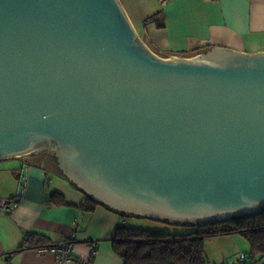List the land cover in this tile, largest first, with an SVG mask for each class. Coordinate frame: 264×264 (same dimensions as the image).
<instances>
[{
    "label": "water",
    "instance_id": "obj_1",
    "mask_svg": "<svg viewBox=\"0 0 264 264\" xmlns=\"http://www.w3.org/2000/svg\"><path fill=\"white\" fill-rule=\"evenodd\" d=\"M53 150L84 196L208 225L264 213V53L160 57L119 0H0V160Z\"/></svg>",
    "mask_w": 264,
    "mask_h": 264
},
{
    "label": "crops",
    "instance_id": "obj_2",
    "mask_svg": "<svg viewBox=\"0 0 264 264\" xmlns=\"http://www.w3.org/2000/svg\"><path fill=\"white\" fill-rule=\"evenodd\" d=\"M119 1L140 41L162 58L197 57L212 49L264 53V0ZM87 199L31 155L0 160V204H17L0 210V264H124L112 244L122 219L101 205L84 211ZM30 233L49 240L39 248L71 242V261L23 249Z\"/></svg>",
    "mask_w": 264,
    "mask_h": 264
},
{
    "label": "trees",
    "instance_id": "obj_3",
    "mask_svg": "<svg viewBox=\"0 0 264 264\" xmlns=\"http://www.w3.org/2000/svg\"><path fill=\"white\" fill-rule=\"evenodd\" d=\"M159 15L161 13L156 16ZM98 205L101 204L88 198L81 208L93 212ZM101 206L118 214L122 219L112 244L124 264H209L208 251H206V243L209 239L233 235H240L250 243L251 250L245 254V264H259L264 259V213L256 217L196 226L181 223L171 225L164 221H154L171 227L185 228L183 233H170L164 230L130 228L126 218L132 216L105 205ZM48 242L49 240L44 236L30 233L24 241L23 249H39V246L48 245Z\"/></svg>",
    "mask_w": 264,
    "mask_h": 264
},
{
    "label": "rangeland",
    "instance_id": "obj_4",
    "mask_svg": "<svg viewBox=\"0 0 264 264\" xmlns=\"http://www.w3.org/2000/svg\"><path fill=\"white\" fill-rule=\"evenodd\" d=\"M128 227L141 228L143 230H164L170 233H183L184 229L171 227L159 224L153 220L146 218H139L137 216L126 218ZM240 235L233 236H221L209 239L206 243V251H208L209 264H233L243 254L248 253L250 249V243ZM233 262V263H231Z\"/></svg>",
    "mask_w": 264,
    "mask_h": 264
},
{
    "label": "built area",
    "instance_id": "obj_5",
    "mask_svg": "<svg viewBox=\"0 0 264 264\" xmlns=\"http://www.w3.org/2000/svg\"><path fill=\"white\" fill-rule=\"evenodd\" d=\"M17 206L16 203H1L0 204V210L4 211V212H9L12 211L13 208H15ZM92 249L94 254H96L97 252V245L95 243H92ZM72 243L71 242H64V244H59V245H52V246H47V247H40L38 249L39 253H54L57 256V259H59L62 262H69L71 261V258L69 257L70 253L72 252ZM245 259H246V255L242 254L240 257V264H245Z\"/></svg>",
    "mask_w": 264,
    "mask_h": 264
},
{
    "label": "flooded vegetation",
    "instance_id": "obj_6",
    "mask_svg": "<svg viewBox=\"0 0 264 264\" xmlns=\"http://www.w3.org/2000/svg\"><path fill=\"white\" fill-rule=\"evenodd\" d=\"M33 159L38 160L44 163L50 169L55 170L57 173H60L59 164L56 159V154L53 150L47 149L39 153L31 155Z\"/></svg>",
    "mask_w": 264,
    "mask_h": 264
}]
</instances>
